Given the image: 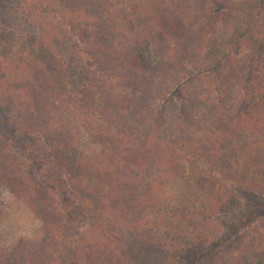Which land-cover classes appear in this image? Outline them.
Segmentation results:
<instances>
[{"label":"trees","instance_id":"obj_1","mask_svg":"<svg viewBox=\"0 0 264 264\" xmlns=\"http://www.w3.org/2000/svg\"><path fill=\"white\" fill-rule=\"evenodd\" d=\"M20 1L37 31L1 34L20 54L0 68V187L42 226L0 264H178L219 240L240 190L264 195V0ZM263 245L194 264H264Z\"/></svg>","mask_w":264,"mask_h":264},{"label":"rangeland","instance_id":"obj_2","mask_svg":"<svg viewBox=\"0 0 264 264\" xmlns=\"http://www.w3.org/2000/svg\"><path fill=\"white\" fill-rule=\"evenodd\" d=\"M36 31V22L22 12L20 0H0V35H12V38L14 37L17 40L15 37L19 39V36L24 33ZM217 33L209 34L207 48L211 45L210 42L214 40ZM55 43L57 44V52L61 59L66 64L72 65L76 70V77H81L83 80L86 77L88 66L79 58V53L81 52L82 55V51H78V48L73 44L72 38L70 39L66 35L60 39L57 38ZM208 49L206 50L208 51ZM18 53L19 47L17 43L12 45L8 42L6 43L1 35L0 68L8 66L11 63L15 64ZM248 55L249 49L246 46H242L235 52L234 72L239 69L242 70ZM82 80H78L77 85H80ZM218 89L214 88L211 91L214 92L213 98L221 96ZM91 145H93L91 139L86 132H83L78 144L79 150L87 151ZM240 195L241 208L237 212H230L220 216L224 229L219 240L211 246L203 248L192 247L182 254L178 264L204 262L211 255L213 256V254L223 250L225 246H233L236 238L239 236L246 235L253 238L259 234L264 235V195L243 189L240 190ZM0 213V245L4 247L16 246L22 239L27 237L34 238L41 229V220L14 196L5 185L0 187ZM248 233L251 234L248 235ZM248 257L253 258L254 252H249Z\"/></svg>","mask_w":264,"mask_h":264}]
</instances>
